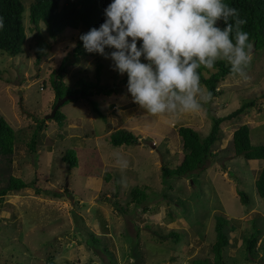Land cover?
Instances as JSON below:
<instances>
[{
	"label": "rangeland",
	"instance_id": "374dc122",
	"mask_svg": "<svg viewBox=\"0 0 264 264\" xmlns=\"http://www.w3.org/2000/svg\"><path fill=\"white\" fill-rule=\"evenodd\" d=\"M32 1L25 0L24 53L12 57L0 50V116L16 133L14 154L0 156V188L12 176L32 184L0 197V264H214L220 217L228 220L230 238L224 261L264 264L261 252L253 258L244 246L252 234L259 236V246L264 241V199L256 187L264 160L235 157L233 146L242 125L250 127L253 145H264V48L252 47L246 77L229 75L218 86L219 97L210 98L202 86L198 111L154 116L122 87L120 94L91 98L104 118L88 100L66 104L68 99L60 108L66 119L59 124L46 116L59 101L51 77L65 58L71 65L63 82L71 88L81 78L96 81L98 63L104 86L124 76L104 56L76 59L74 48L84 28H68L54 41L40 23L52 48L37 64ZM251 100L254 108L221 125L220 140L204 168L190 177L164 180L163 166L174 169L186 157L180 127L207 136L213 117H225ZM40 125L33 152L30 142ZM119 129L134 133L141 144L112 145L111 134ZM68 152L75 154L77 167L69 169L64 161ZM135 188L147 194L141 205L133 199ZM239 191L248 195L249 205ZM93 235L96 245L89 242Z\"/></svg>",
	"mask_w": 264,
	"mask_h": 264
},
{
	"label": "clouds",
	"instance_id": "9594fccd",
	"mask_svg": "<svg viewBox=\"0 0 264 264\" xmlns=\"http://www.w3.org/2000/svg\"><path fill=\"white\" fill-rule=\"evenodd\" d=\"M104 16L79 39L127 75L132 101L154 116L200 109L201 66L212 69L223 60L232 74L246 77L247 21L225 0H110Z\"/></svg>",
	"mask_w": 264,
	"mask_h": 264
},
{
	"label": "trees",
	"instance_id": "16d2710c",
	"mask_svg": "<svg viewBox=\"0 0 264 264\" xmlns=\"http://www.w3.org/2000/svg\"><path fill=\"white\" fill-rule=\"evenodd\" d=\"M225 2L236 8L241 18L246 19L247 23L242 28L249 33V40L252 43V47L256 44V47H254L256 50L263 49L264 0H225ZM109 3L110 0H33L29 7V18L37 31L35 34L37 64L41 63L46 52L52 48L50 43L45 42V37L39 30L40 23L45 25L49 37L54 41L58 40L68 28L74 30L84 28V33H86L91 27H99L104 22V9ZM25 11V0H0V18L3 20V27L0 28V50L12 57H17L24 53L23 47L27 39L24 17ZM109 50L112 49H106V51ZM74 56L79 60L82 57L97 58L102 55L87 52L83 46V42L78 38L76 47L74 48ZM70 65L68 58H65L60 68L52 74L51 85L55 91L56 102L65 97H69L66 104L86 99L90 102L93 111L101 118H104L105 116L99 107V103L91 98L95 95L110 97L122 93V87H127V75H123L124 78L113 86H104L101 83L103 65L102 63H98L96 68V81L81 78L75 87L71 88L63 82L64 74L67 73ZM198 71L200 73V85L201 87L205 86L207 88L210 98L219 97L221 95L220 90H218L219 84L229 75H233L230 71V65L223 60H218L212 69L201 66ZM117 75L120 74L117 72ZM255 106L256 101L251 100L242 104L241 107L225 117H213L212 126L207 136L202 135L194 128L180 127L178 133L183 139L186 157L182 164L174 169L163 166L162 175L164 180L166 181L174 177H190L195 171L204 168L212 155V148L220 140L222 132L221 125L225 121L239 118ZM65 119L66 116L59 110L55 120L59 124H63ZM42 128V125L38 126L31 139L30 147L33 152H35L38 134ZM250 134V127L248 125H242L235 131L233 137L235 157H244L250 161L264 160V145H253ZM110 142L117 147L141 144L140 138L126 129H119L113 132ZM15 144L16 133L14 128L4 117L0 116V156H12L15 151ZM71 155L68 152L64 157V161L68 163L69 169L78 166V159L75 157V154ZM29 187H32V184L12 176L8 184L0 188V197L4 198L9 192L19 191ZM256 187L260 197L264 199V168L259 173ZM36 191L38 192L39 190ZM132 195L137 205H141L147 199V194L139 188L133 189ZM239 195L244 205L250 204V198L244 191H239ZM227 224L228 220L223 217H220L216 224L217 240L213 246V252L215 254L214 264H239L227 263L223 258L225 249L230 245L229 234L226 231ZM173 237L178 239L177 234H173ZM91 239L89 240L91 245L99 243L95 235L91 236ZM258 243L259 236L257 234H252L244 239V246L247 253L253 258H257L261 252V261L264 263V241L260 246ZM50 264L56 263L50 261ZM195 264H208V262L201 261Z\"/></svg>",
	"mask_w": 264,
	"mask_h": 264
},
{
	"label": "water",
	"instance_id": "95a60500",
	"mask_svg": "<svg viewBox=\"0 0 264 264\" xmlns=\"http://www.w3.org/2000/svg\"><path fill=\"white\" fill-rule=\"evenodd\" d=\"M254 47H256V44H254ZM69 98L65 97L61 100H59L56 105L54 106L52 113L50 115L46 116V119H54L56 117L57 112L60 110V108L67 102Z\"/></svg>",
	"mask_w": 264,
	"mask_h": 264
},
{
	"label": "crops",
	"instance_id": "0c3cea01",
	"mask_svg": "<svg viewBox=\"0 0 264 264\" xmlns=\"http://www.w3.org/2000/svg\"><path fill=\"white\" fill-rule=\"evenodd\" d=\"M252 161H256V162H257V161H259V160H252Z\"/></svg>",
	"mask_w": 264,
	"mask_h": 264
}]
</instances>
